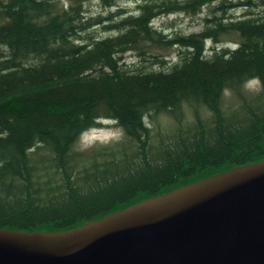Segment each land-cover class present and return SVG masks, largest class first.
Returning a JSON list of instances; mask_svg holds the SVG:
<instances>
[{"label":"trees","instance_id":"obj_1","mask_svg":"<svg viewBox=\"0 0 264 264\" xmlns=\"http://www.w3.org/2000/svg\"><path fill=\"white\" fill-rule=\"evenodd\" d=\"M135 1L0 0V229L68 231L264 160V0ZM204 8L197 34L150 25ZM97 117L124 136L81 152Z\"/></svg>","mask_w":264,"mask_h":264},{"label":"water","instance_id":"obj_2","mask_svg":"<svg viewBox=\"0 0 264 264\" xmlns=\"http://www.w3.org/2000/svg\"><path fill=\"white\" fill-rule=\"evenodd\" d=\"M0 264H264V160L68 231L0 229Z\"/></svg>","mask_w":264,"mask_h":264},{"label":"rangeland","instance_id":"obj_3","mask_svg":"<svg viewBox=\"0 0 264 264\" xmlns=\"http://www.w3.org/2000/svg\"><path fill=\"white\" fill-rule=\"evenodd\" d=\"M64 2L68 3L69 0H63ZM141 1V0H140ZM241 3L245 0H239ZM257 1V0H254ZM234 2H238L234 1ZM118 6H120L122 9H124L129 15L135 14L137 6H139L140 2L135 0H117ZM236 7L229 8L228 14L231 15V18H242V15L248 11V7L245 5H242L240 3H235ZM85 8L87 10V13L89 16L96 17L98 15L102 16L103 18L107 17L110 12H113L114 10H105L99 6V3L97 1H91L89 4L85 5ZM210 8H204L202 9L197 15L194 16H188L186 14L182 13H176L167 17H161L154 20L153 25L155 28L162 29L161 27L164 25L166 26L168 35L174 34V33H181L184 35L189 34H197L203 30L204 26V20L208 17ZM261 9V8H260ZM92 32H95L97 34V37L102 33L100 28L97 30H93ZM229 41H225L221 47H232L236 44V37L229 38ZM212 45L211 41L207 44L209 47ZM220 46V45H219ZM167 54L172 58V61L175 62L177 60V49H172L169 51H166ZM125 62L128 64L136 65L138 60L136 59V56L134 54H127L125 55Z\"/></svg>","mask_w":264,"mask_h":264},{"label":"clouds","instance_id":"obj_4","mask_svg":"<svg viewBox=\"0 0 264 264\" xmlns=\"http://www.w3.org/2000/svg\"><path fill=\"white\" fill-rule=\"evenodd\" d=\"M118 124V120L94 118L93 125L79 133L76 141L78 150L85 152L97 145L107 146L120 142L124 136V130L122 127H117Z\"/></svg>","mask_w":264,"mask_h":264},{"label":"bare ground","instance_id":"obj_5","mask_svg":"<svg viewBox=\"0 0 264 264\" xmlns=\"http://www.w3.org/2000/svg\"><path fill=\"white\" fill-rule=\"evenodd\" d=\"M155 20H156V19H155ZM153 22H154V21H152V22L150 23V25H151L152 27H154ZM154 28H155V27H154ZM155 29H158V28H155Z\"/></svg>","mask_w":264,"mask_h":264}]
</instances>
